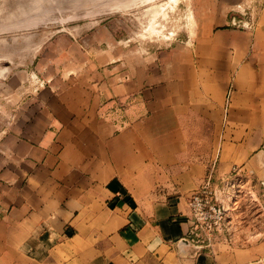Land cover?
<instances>
[{
	"label": "crops",
	"instance_id": "0c3cea01",
	"mask_svg": "<svg viewBox=\"0 0 264 264\" xmlns=\"http://www.w3.org/2000/svg\"><path fill=\"white\" fill-rule=\"evenodd\" d=\"M248 1H203L190 41L137 61L55 82L0 68V264H261L185 242L189 194L264 154V8L254 31L231 23Z\"/></svg>",
	"mask_w": 264,
	"mask_h": 264
},
{
	"label": "rangeland",
	"instance_id": "374dc122",
	"mask_svg": "<svg viewBox=\"0 0 264 264\" xmlns=\"http://www.w3.org/2000/svg\"><path fill=\"white\" fill-rule=\"evenodd\" d=\"M203 1L0 0L2 80L15 72L18 82H55L63 74L169 51L195 34L196 12ZM247 5L244 20L231 23L254 31L264 0H249ZM208 180L217 190L215 204L226 208V219L206 229L193 224L190 198ZM204 183L188 197L191 228L185 242L193 252L188 250L187 257L258 246L264 264V154L225 174L210 171ZM145 264L165 263L155 258Z\"/></svg>",
	"mask_w": 264,
	"mask_h": 264
},
{
	"label": "built area",
	"instance_id": "2783aa9c",
	"mask_svg": "<svg viewBox=\"0 0 264 264\" xmlns=\"http://www.w3.org/2000/svg\"><path fill=\"white\" fill-rule=\"evenodd\" d=\"M211 184V181L208 180L190 198V206L194 212L193 224L206 229L221 224L226 219V208L215 204L217 190L213 189Z\"/></svg>",
	"mask_w": 264,
	"mask_h": 264
}]
</instances>
